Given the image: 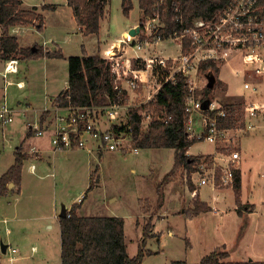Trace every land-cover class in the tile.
<instances>
[{
	"label": "rangeland",
	"instance_id": "1",
	"mask_svg": "<svg viewBox=\"0 0 264 264\" xmlns=\"http://www.w3.org/2000/svg\"><path fill=\"white\" fill-rule=\"evenodd\" d=\"M130 1L132 7L129 13L125 14L124 0H107L99 33L84 36L78 28L68 0H22L24 7L28 9L38 5L36 13H43L44 26L37 29L41 19L34 18L32 23H20L11 27L12 29H9L11 33L18 31L15 34L19 38V47L41 45L46 50L44 46L48 45L55 48L50 51H56L60 49L57 48L58 45L63 49L64 57L46 65L45 61L40 59L44 56L28 63L22 61L26 58L22 52L16 54L20 60V72L8 76L12 83L6 90L8 103L15 108L16 115L13 123L5 125L0 123V175L14 162L13 153L16 146L22 143L28 128L27 122L38 121L41 110L48 105L51 106L47 99L69 86L66 56L84 54L87 50L88 53H96L99 45L109 46L119 37L124 38V30L130 31L133 27H140L141 21L145 19V13L140 8L139 0ZM50 4L55 7L50 8ZM128 36L133 35L128 32L126 37ZM136 36L138 39L146 38L141 32L133 37ZM137 37L133 39L135 42ZM131 44L130 42L125 45L127 49L121 51V54L125 51L124 55H116L115 58L121 64H125L129 57L134 66H146L144 59L133 58L136 53ZM149 47L151 56L159 58L164 55L178 56L180 53V44L172 37L158 43L151 41ZM140 51L138 53H141ZM4 60L0 52V72L3 71ZM218 64L219 72L200 68L197 77L198 94L207 92H205L209 88L207 75L213 73L216 82L208 91V96L224 104H234L239 125L242 117L241 107L247 95V91L244 90V77H247L246 74L244 76L245 64L237 56L219 61ZM155 76L156 79L159 78L158 72ZM0 80L1 99L5 93L1 74ZM21 80L25 81L22 88L16 85V82ZM262 87L261 91L264 93V85ZM138 94L136 100H143L140 99L143 92ZM136 95L132 93L131 98H135ZM258 123L260 127L250 133L243 132L239 127L229 131L234 137L233 143L228 140L217 143L203 139L186 151L194 156L210 157L208 161L204 158V162L202 161L208 168L226 163H230L234 168L241 166L245 189V198H240V203H244L242 210L243 212L247 210L246 205L249 206V212L256 210L253 214L254 224H251V229L247 233L244 234V226L238 231L240 226L237 219L233 211H229L235 204L239 206L235 202L233 184L216 185L217 189H223L224 192L219 201L214 202L215 191L211 183L200 184V179L205 174L197 172V169L203 163H195L192 168L185 167L184 164L174 168L176 154L174 148L139 147L137 151L127 152L104 150L103 155L89 154L87 150L81 148L70 149L66 154L43 150L46 151V155L42 161L30 159L23 166L21 181L23 189L10 190L7 195H0V264H62L61 227L56 214L62 210V203L72 206L79 196L85 199L87 192L88 197L84 200L80 214L123 216L130 256L138 252L143 238V228L148 223L152 224L151 228L149 226L146 250H153L154 253L144 257L142 264H171L175 259L197 264L204 255L215 249H230L221 243L236 240L239 233L247 235L243 242L247 250H250L251 246L257 249L258 256L264 257V190L258 187L264 186V119L260 118ZM44 138H46L44 144L48 146V137ZM49 146L51 147V144ZM240 149L242 157L239 164L229 161L231 153ZM33 162L37 166L36 172H32L30 168ZM217 169L220 176L221 169L218 166ZM168 175V180L164 181L162 187L165 193L164 200L160 204L162 199L157 184ZM192 179L196 188L200 186L202 199L220 208H228L229 212L217 213L214 208V212L191 214L194 200L192 201L189 195V181ZM90 184L93 188L88 190ZM253 185L258 188L255 189ZM246 196L248 201L256 202L257 207L251 202H246ZM256 223L259 225L258 232L252 238ZM2 242L10 247H16L18 252L8 250L5 253ZM233 255L237 258L236 254ZM244 258L246 257L237 259L242 261ZM230 259L229 255L224 258L226 261Z\"/></svg>",
	"mask_w": 264,
	"mask_h": 264
},
{
	"label": "built area",
	"instance_id": "2",
	"mask_svg": "<svg viewBox=\"0 0 264 264\" xmlns=\"http://www.w3.org/2000/svg\"><path fill=\"white\" fill-rule=\"evenodd\" d=\"M160 3L155 5L154 14L146 17L139 25L141 34L146 36L145 39H138L136 36L135 42L133 39L136 37H125L117 46L113 45L112 48L116 50L110 49L105 53L104 58L112 66L117 89L115 98L107 97L106 102L101 104L75 105L67 95L58 93L54 98H50L51 106L41 112H47L43 120L38 118V121L27 122L28 128L37 136L49 134L54 153L77 148L85 149L89 153L104 150L137 151L139 146L134 143L136 140L133 136L131 110L141 117V128L147 129L155 117L165 119L164 111L155 116L151 107L148 111H144V107L150 106L151 102L156 100L165 83L176 82L179 75H184L189 84L184 104L189 116L185 120L188 138L207 139L217 143L228 140L233 143L234 137L229 132L232 129L239 127L243 132L250 133L260 127L258 121L260 118L264 119V93L261 91L264 85V0H231L212 17H195L182 34L175 31L170 35L180 44L178 56L164 55L159 58L147 54L140 55L138 51L147 49L153 41L150 40L151 37L163 28L158 7ZM161 41L164 40L158 35L154 42ZM129 42L136 53L133 58L144 59L146 66H134L129 57L125 64L115 58L116 55H124L121 51L126 50L125 45ZM233 56L240 57L245 64L244 76L246 74L247 77H244V90L247 95L241 107L240 124L234 127H219V118L229 116L228 108L217 99H205L203 94H198L197 77L202 61L218 63ZM4 61L3 71L0 72L5 85L4 96L0 99V123L3 125L13 123L16 115L15 108L7 100L6 90L12 83L8 76L20 72L18 57ZM156 72L159 76L157 79ZM255 78L257 80H254ZM16 85L22 88L24 81H18ZM124 91L127 93L125 96ZM141 91L143 95L140 99L143 100L137 101ZM132 93H137L135 98H131ZM211 112L214 114L211 115ZM167 117L171 118L170 115ZM240 159V150L233 151L229 156V161L237 164ZM217 166L221 169L220 176ZM236 169L239 168H234L230 163L215 164L213 168H208L203 163L197 172L205 174L200 179L201 185L209 182L216 188V185L234 184ZM82 199L80 197V200ZM8 250L18 252L16 247L8 246Z\"/></svg>",
	"mask_w": 264,
	"mask_h": 264
},
{
	"label": "trees",
	"instance_id": "3",
	"mask_svg": "<svg viewBox=\"0 0 264 264\" xmlns=\"http://www.w3.org/2000/svg\"><path fill=\"white\" fill-rule=\"evenodd\" d=\"M231 0H139L141 10L144 11L145 18L152 16L156 11V4L161 12L163 28L152 36L155 41L158 35L162 40L170 37L175 31L182 34L184 29L195 17H212L217 14ZM107 0H68V4L75 13L76 21L85 35L98 33L100 31V19L105 14ZM22 0H0V52L5 59L18 57L16 54L23 53L26 58L38 59L46 56L49 58L64 57L62 49L56 51L45 50L41 45H36V50L32 47L21 48L17 36L11 34L9 29L20 23H32L34 18L41 20L37 24V29L44 26L43 13H36L38 7L31 9L21 7ZM132 1L124 0L123 10L129 13ZM53 8V6H50ZM145 20V19H143ZM142 20V21H143ZM141 21V22H142ZM69 66V86L60 91L59 95H67L73 104H101L105 103L107 97L115 98L117 89L115 88L112 66L100 54L82 55L75 54L67 58ZM200 68L220 71L218 63L213 61H202ZM189 84L186 77L179 75L176 82H167L156 96V100L150 106L144 107V111L151 109L155 115L165 112L166 118L155 117L147 129L141 128V117L131 110V123L133 125V136L140 148H174L175 162L174 168L184 164L185 167L192 168L193 165L208 161L210 157L202 155H191L186 152L190 146L198 141L197 138L190 139L186 134L185 120L188 113L185 111V100ZM207 91V92H206ZM208 91L205 90L203 98L207 99ZM126 91H124V96ZM229 116L219 118V127H234L237 125L238 117L236 106L226 104ZM214 112H211L213 115ZM170 115L171 118H168ZM188 154V155H187ZM15 163L0 177V195H6L10 182L14 183L12 191H20L22 168L27 154L20 150L15 152ZM203 161V162H202ZM166 176L157 184L159 196L163 203L165 193L163 183L168 180ZM242 170H235L236 202L239 205V213L242 212L243 204L240 203L242 191ZM189 186L194 188L192 181ZM92 187L89 186L88 190ZM86 197V194L85 196ZM84 199V198H83ZM80 203H74L68 210L66 216H60L61 227V263L62 264H141L146 255H150L146 250V240L149 237L151 225L146 224L143 228V238L134 256L128 253L126 243L125 218L123 216H87L78 212ZM194 208L191 214L198 215L210 209L206 203L200 201L199 196L194 199ZM150 226V228H149ZM229 255L226 249H215L204 255L197 264H264V260H242V262H228L224 260ZM171 264H190L187 260H172Z\"/></svg>",
	"mask_w": 264,
	"mask_h": 264
},
{
	"label": "crops",
	"instance_id": "4",
	"mask_svg": "<svg viewBox=\"0 0 264 264\" xmlns=\"http://www.w3.org/2000/svg\"><path fill=\"white\" fill-rule=\"evenodd\" d=\"M38 6V5H37ZM36 6V7H37ZM50 6H53V8L55 7L54 5H52V4H50ZM21 7H23V8H25L24 7V4H23V2H22V5H21ZM44 8H47V7H44ZM73 10V9H72ZM75 14V13H74ZM105 15V14H104ZM104 15L102 16V18L104 17ZM76 18V17H75ZM101 18V19H102ZM101 19H100V24H101ZM77 22V21H76ZM143 22V21H142ZM141 22V23H142ZM77 25H78V23H77ZM78 28L81 30V32L83 33V29H81L80 28V26L78 25ZM12 29V28H11ZM15 33H18V31H14ZM129 31L128 30H124L123 31V36H124V38L126 37V34L128 33ZM15 33H11V34H13V35H15V36H17V34H15ZM99 33V32H98ZM92 34H96V33H92ZM92 34H90V35H92ZM83 35L84 36H90V35H85L84 33H83ZM18 38V37H17ZM124 38H121V37H119L116 41H113V42H111L110 44H109V46H102V45H99L98 47V49H97V52L96 53H88V50H87V54L88 55H92V54H100L101 56L102 55H104L105 53H106V51L107 50H110V49H112V50H116V49H114V48H112L113 47V45H118L119 43H120V40L121 39H124ZM18 41H19V38H18ZM130 43V42H129ZM45 48H46V50H50V49H55V48H53L54 46H48V45H45L44 46ZM57 48H60V49H62L61 47H59L58 45H57ZM126 49H127V47H126ZM133 49V48H132ZM63 50V49H62ZM135 51V50H134ZM141 53H139L140 55H151L152 53H150V47H148L147 49H145V50H142V51H140ZM63 53H64V51H63ZM150 53V54H149ZM123 54H125L124 52H123ZM80 55H82V54H80ZM71 56V55H70ZM105 56V55H104ZM69 56H66V58H68ZM41 60H43V61H45L44 62V64H46V65H48L49 64V62H57V60L58 59H60V57H57V58H49V57H46V56H44L43 58H40ZM34 59H29V58H24V60H22V61H26V62H28V63H32V61H33ZM39 61V60H38ZM18 74V73H17ZM69 78V77H68ZM1 81V80H0ZM24 81V80H23ZM68 81V80H67ZM25 82V81H24ZM3 85H4V83H3ZM10 86V85H9ZM9 86H8V88H9ZM4 88V87H3ZM0 91H1V88H0ZM58 93H60V92H58ZM127 94V93H126ZM48 96H50L49 94H47ZM58 95V94H57ZM56 95V96H57ZM55 96H50L47 100H48V102H50V98H54ZM49 106V105H48ZM48 106H46L45 108H47ZM44 108V109H45ZM43 109V110H44ZM43 110H41V112L43 111ZM40 112V114H39V118H42V120H43V117H44V115L45 114H47V112L46 113H41ZM43 114V115H42ZM4 130V129H3ZM45 136H47L48 137V146L51 144V141L49 140V134H45V135H41V136H37L36 134H35V132L33 131V130H31V129H29V128H27V130L25 131V133H24V136H23V140H22V143H20L19 145H17L16 146V149H15V151H14V153H13V157H14V162L6 169V171L15 163V159H16V157H15V152L17 151V150H20L22 153H25V154H27V157L28 158H26L25 160H24V165H25V163H26V161L27 160H34V161H42L44 158H45V155H46V151H43V150H52V148L49 146H46V144H44V140L46 139V138H44ZM46 147H47V149H46ZM70 149H68V150H64V151H60V153H63L64 152V154H66V152H68ZM73 150H76V149H73ZM241 150V149H240ZM241 152V157H242V150L240 151ZM53 153V152H52ZM57 153H59V152H57ZM103 153V151H100V152H94V153H89V154H94V155H97V154H102ZM103 155V154H102ZM241 160V159H240ZM241 164V163H240ZM23 165V166H24ZM30 168H31V171L32 172H36V170H37V166H36V163L35 162H33L32 164H30ZM239 168H241V166L239 165ZM242 169V168H241ZM6 171H4L1 175H0V177L6 172ZM22 171H23V168H22ZM21 175H22V173H21ZM91 176H92V174H91ZM192 178H193V176H192ZM21 181H23V175H22V179H21ZM242 181H243V175H242ZM192 183H193V179H192ZM91 185V184H90ZM193 185H194V183H193ZM200 185V184H199ZM257 185V184H256ZM256 185H253L254 187H255V189L256 188H258V187H260L261 189H263L264 190V186L263 185H258V187L256 186ZM14 186V184H13V182H10L9 183V185H8V187H9V192H10V190H11V188ZM92 186V185H91ZM241 186H242V194H241V196H240V198H245V189H244V186H243V182H241ZM213 187V186H212ZM93 188V187H92ZM91 188V189H92ZM194 188L195 189H192V187H190L189 186V191H190V198L192 199V201L195 199V198H197L198 196H199V199H200V201L201 202H203V203H206V205H208L209 207H210V209L209 210H207V211H213L214 212V208H216V210H217V213L220 211L221 213H223V212H229V211H233V213H234V215H235V218L237 219L236 221L238 222V226H240V228H238V231L239 230H241V226H244V234L245 233H247L248 231H250V229H251V224H254V222H253V214L254 213H256V210L255 211H251V212H249L248 211V208H249V206L248 205H246L248 208H247V210H245L244 212H243V210H242V212L241 213H239L238 212V207L236 206V204L231 208V210H229L228 211V208H225V207H223V208H220V207H218L217 205H213V204H211L210 203V201H208V200H206V199H202L201 198V188H200V186L198 187V188H196L195 187V185H194ZM231 188V187H230ZM21 189H23L22 188V185H20V190ZM90 189V190H91ZM213 189H214V191H215V193H214V195H213V200H214V202H218L219 201V199L221 198V195H222V193L224 192L223 191V189L221 190V189H217V187L216 188H214L213 187ZM226 189H228V188H226ZM225 189V190H226ZM233 189V188H232ZM234 190V189H233ZM88 191V190H87ZM22 192V191H21ZM234 193H235V190H234ZM7 194H8V192H7ZM6 194V195H7ZM88 197V192L86 193V197H85V199ZM85 199H82V200H80V196H79V199H77V201L75 202V203H80V206H79V210H78V212H79V214H80V210H81V207H82V205H83V203H84V200ZM248 198H247V196H246V200H247ZM246 200H244V202L246 201ZM235 202H236V200H235ZM246 202H251L252 204H254L256 207H257V204H256V202H252L251 200H247ZM261 202H263L262 200H261ZM65 203H62V205H61V209H62V206L64 205ZM244 204V203H243ZM65 206H66V209L67 210H69V208L71 207V206H67L66 204H65ZM245 206V207H246ZM195 206H194V203H193V207L191 208V209H193ZM212 208H213V210H212ZM191 211V210H190ZM207 211H203V212H201L200 214H198V215H202V214H204L205 212H207ZM61 212H62V210L61 211H59V212H57V214H56V217H57V219H58V222H59V217H60V215H61ZM216 213V212H215ZM82 215V214H81ZM244 219V220H243ZM242 220H243V223H242ZM59 225H60V222H59ZM125 226V225H124ZM255 226V232H254V234H253V236H252V238L254 237V235H256V233L258 232V227H259V225H257V223L254 225ZM125 229H126V226H125ZM9 230V229H8ZM170 232H173L172 230H170ZM170 232H169V234H170ZM243 234V235H244ZM243 235H241L240 233L238 234V236H237V239L235 240H231V241H224V243H221V245H225V246H227V248H230V249H228V251H229V258H231L230 260H227L228 262H242L240 259H237L238 257L239 258H242V257H246V258H244L243 260H256V261H260V260H264V257H262L261 255L260 256H258L257 255V249H254V248H251V246L249 247V249L250 250H247V248L244 246V244H243V242H245V238H246V236L247 235H245V236H243ZM127 237V236H126ZM128 242V237L126 238V243ZM3 243V242H2ZM128 244V243H127ZM248 245H249V243H248ZM220 246V245H219ZM34 250L36 249V246H34V248H33ZM8 251V250H7ZM149 251V253H154V251L153 250H148ZM233 254H236L237 255V258H234L235 257V255H233ZM150 255H152V254H150ZM146 256H149V255H146ZM145 256V257H146ZM182 260H184V259H182ZM172 262V261H171ZM190 264H194V263H192V262H189ZM142 264V263H141ZM224 264H228V263H224Z\"/></svg>",
	"mask_w": 264,
	"mask_h": 264
},
{
	"label": "water",
	"instance_id": "5",
	"mask_svg": "<svg viewBox=\"0 0 264 264\" xmlns=\"http://www.w3.org/2000/svg\"><path fill=\"white\" fill-rule=\"evenodd\" d=\"M140 30L141 28L136 26V27H133L129 32L135 36V35H138L140 33ZM33 50H36V47H32ZM208 79H209V83H208V87L209 88H212L214 87V84L216 82V79H215V75H213V73H209L207 75ZM205 107L207 106V103H205L204 105ZM68 213V210L66 209V206L65 204L62 206V212H61V215L60 216H66ZM2 244V247H3V251L6 253L7 250H8V245H5L4 243H1Z\"/></svg>",
	"mask_w": 264,
	"mask_h": 264
}]
</instances>
